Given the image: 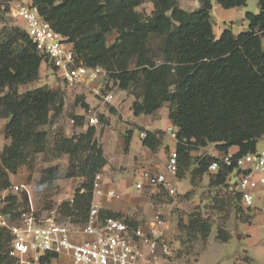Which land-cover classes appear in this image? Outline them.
Wrapping results in <instances>:
<instances>
[{"label": "trees", "instance_id": "trees-1", "mask_svg": "<svg viewBox=\"0 0 264 264\" xmlns=\"http://www.w3.org/2000/svg\"><path fill=\"white\" fill-rule=\"evenodd\" d=\"M197 1L196 10L186 11L179 0H32L53 28L74 44L85 65L112 71L110 80L115 89L134 96L131 109L135 116L150 115L168 105V117L177 129L180 177L192 165L196 166L197 177L208 171L213 156H193L198 148L212 143L220 152L234 150L240 156L255 152L264 136V0H258V14L246 13V31L235 34L226 27L219 36L214 31L212 0ZM217 1L230 9L246 5L248 0ZM145 2L154 7L147 16L137 10ZM2 22L5 27L0 40V135L1 120L6 119L4 136L11 143L4 145L0 153V191L9 193L12 176L22 166L32 173L39 155H45V159L67 156L66 171L63 173L59 165L46 167L40 183L50 186L62 177L83 181L73 201L68 199L56 207L48 204L45 208H55L60 218L84 223L94 197L95 177L108 164L96 138L97 128L88 125L73 136H67L61 128L55 132L53 142H49V133L43 127L61 114L64 91L46 86L22 90L39 79L43 56L24 28L0 12ZM110 35H115L111 43ZM82 106L88 109L89 103L84 100ZM76 117L80 119L76 125L82 127L83 117ZM99 118L106 124L103 113ZM131 136V130L124 134L126 152ZM144 144L156 152L161 145L158 132L147 130ZM232 171L229 167L213 174L210 185L229 187ZM232 190L228 201L239 219L249 222L248 208L242 204L236 186ZM19 193L25 195L26 191L8 194L0 210L14 223L21 220L29 205L28 197ZM100 212L102 218L112 216L137 224L129 216L109 210ZM42 213L43 210H37V215ZM189 217L188 223L182 218L178 223L187 241L199 235L206 245L213 226L211 219L199 210ZM10 238L8 230H0V264L8 262L5 252ZM215 238L222 243L230 240L225 222L217 225Z\"/></svg>", "mask_w": 264, "mask_h": 264}, {"label": "built area", "instance_id": "built-area-1", "mask_svg": "<svg viewBox=\"0 0 264 264\" xmlns=\"http://www.w3.org/2000/svg\"><path fill=\"white\" fill-rule=\"evenodd\" d=\"M0 12L24 28L43 56L42 66L51 69L52 76L65 90L83 97L88 90L97 98L98 104L86 109L82 116L84 124L97 128L101 108L115 102V84L110 80L112 71L103 66L85 65L74 44L53 28L32 0H0ZM75 122L71 119V123ZM176 130L174 126L168 128L177 143ZM141 135L145 137L146 133ZM212 156L208 172L217 174L231 167L238 175L235 186L242 204L251 207L255 193L264 191V148L240 156L234 150L214 152ZM178 172V152L174 149L164 171L143 170L135 187L138 190L164 188L169 195L176 196ZM101 180L102 175L98 173L93 196L104 193ZM11 187L14 191L25 188L29 205L17 223L0 214V230H8L11 236L5 252L8 262L4 264H161L172 253L171 227L162 212L156 213L146 224L133 225L121 218H102L99 204L92 201L86 221L76 223L60 218L55 209L37 215L29 188L25 184ZM107 194L121 196L115 190ZM69 200L73 201V197Z\"/></svg>", "mask_w": 264, "mask_h": 264}, {"label": "rangeland", "instance_id": "rangeland-1", "mask_svg": "<svg viewBox=\"0 0 264 264\" xmlns=\"http://www.w3.org/2000/svg\"><path fill=\"white\" fill-rule=\"evenodd\" d=\"M212 20L214 25V31L217 36L221 34L224 28L230 27L235 34H239L248 29V21L245 16L247 12L258 14L260 12V5L258 0H248L246 5L237 8H224L218 3L217 0H212ZM180 6L186 11H194L199 7V2L197 0H180ZM137 10L142 12L144 16L150 15L154 10L153 4L151 2H145L143 5L137 7ZM8 25L10 26V21ZM7 25V26H8ZM5 27V22L0 23V40L3 37V30ZM115 35H110L108 37L111 43L114 40ZM158 43L154 44L156 48ZM264 47V38H263ZM38 86H46L53 90L60 88L64 91V107L61 114L54 118V122L50 123L43 128L49 133V142L52 143L54 140V134L58 129L63 128L66 135L73 136L74 134L84 131L88 125L84 124L83 127H76L80 119H77L75 112L78 110L79 106L83 104V97L76 93V97L72 96L75 93L65 90L62 84L52 76L51 69L42 67L40 70L39 79L27 86L22 87V90H28ZM127 96L131 95L129 91L126 93ZM133 96V95H132ZM131 96V97H132ZM84 97L89 103V107H94L98 104V100L94 95L88 91H84ZM134 98V96H133ZM125 101L123 100L122 103ZM127 103L124 105L126 108ZM112 107V106H110ZM108 106V109H111ZM112 110V109H111ZM115 116L118 115V120L123 122V117L120 115V111L116 110ZM161 114H165V111L161 108ZM75 115V117H74ZM143 117H147L142 114ZM112 116H108L106 125L100 124L97 127L96 138L101 143L103 137V130L106 128L108 119ZM71 119H75L76 122L71 123ZM100 119V118H99ZM158 121V127L162 128L166 126V116L162 115L161 118L156 119ZM6 119H2V134L0 141V153L4 145L11 143L4 136V126ZM115 123V122H113ZM128 123V122H126ZM84 129V130H83ZM114 131V129H112ZM139 136V128H134V137ZM264 137V136H263ZM261 138L258 143V147L261 150L264 148V138ZM7 140L9 143H7ZM102 144V143H101ZM169 144L173 146L174 140L171 138L170 133L167 132L164 136V146ZM103 145V144H102ZM210 148L214 144H209ZM45 155H39L36 161L35 169L30 173L26 166H22L17 177H13L12 186L14 184H25L32 196V201L34 207L38 211L47 214L50 212L46 210V205H54L56 207L60 202L68 200L69 197L65 195V184L67 187H71L74 183L75 188L80 187V183L83 181L82 178H67L62 177L61 179L55 181L52 185H44L40 183L41 172L44 168L59 165L61 171L64 173L69 164V158L64 156L60 159L54 157L44 158ZM117 155H109L110 167L111 169L113 159L116 162ZM193 156H212L210 150L207 147H201L193 152ZM112 159V160H111ZM127 159V157H126ZM195 165H192L185 173L184 177H180L178 174V179L176 180L177 195L171 196L162 188H153L143 191L141 194V199L147 200V211L143 212V217L145 219L154 216L156 213L162 212L169 219L170 224V249L172 251L168 260L163 261L161 264H249L246 256L254 257V264H262L264 261V247L259 245V241L250 240L247 237V225L244 224L237 216L236 209L233 204L228 201V197L233 194L232 188L238 180V175L235 171L230 174L229 187H213L210 185V177L213 176L212 173L206 172L202 177H197L194 175ZM141 169V168H140ZM137 170V175L139 172ZM29 174H31L30 179ZM102 174H109V170L106 172L102 171ZM23 191H26L25 188ZM64 191V192H63ZM0 191V210L5 204V198L8 194H13L15 192L12 187L8 191ZM22 192V190H20ZM160 193L158 197L156 194ZM23 193H19L21 195ZM120 194V193H118ZM126 195L130 197H137L138 191L132 186L126 192ZM121 195V194H120ZM23 196L28 197L26 194ZM218 202V203H217ZM256 204L261 205V202L256 201ZM55 209V208H54ZM194 210H199L202 212L204 217L210 218L213 226L210 232L208 243L204 245L203 240L199 235H197L193 240L187 241L186 233L181 230L178 223L180 218L183 219L184 223H188L190 217L189 214ZM141 211L138 207L137 214L139 215ZM136 215V216H138ZM225 222L227 225V230L231 234V238L228 242H219L215 236L217 231V225L219 223ZM256 226L260 230V235L264 236V228L256 222ZM262 237H260L261 239ZM258 246V247H257Z\"/></svg>", "mask_w": 264, "mask_h": 264}, {"label": "crops", "instance_id": "crops-1", "mask_svg": "<svg viewBox=\"0 0 264 264\" xmlns=\"http://www.w3.org/2000/svg\"><path fill=\"white\" fill-rule=\"evenodd\" d=\"M42 67L43 66H41V68ZM69 92H74V91H69ZM126 93H127L126 90L116 89L115 90L116 98L114 105H112V107L109 106L112 110L108 109V106L106 107L103 106L101 108L100 113H103L105 115V118H107L110 115L112 116L111 119H108L107 126L103 130V137L101 141L103 145L100 143L102 147V151L108 160L107 166L102 171L106 172L109 170V174L106 175V174H102L101 172L102 175L101 185L104 189V193L95 195L93 197V201L99 204L100 211L109 210L114 213L129 216L137 222L136 225H140V224H146V222L151 220L153 216L147 219H145L142 216L143 212L147 211V200L143 198L141 199V195H142L141 193L147 189L144 190L136 189L135 182L138 180L139 175L143 170H151L156 172L164 171L169 158V154L172 150L176 149L177 143L176 140L173 139L172 136L170 135L171 138L174 140L173 146H170L169 144H166L164 146V136L167 132H169L168 128L170 126H174L168 117L169 111L167 104H165L162 107V109L165 111V114H161L160 112L161 108H160L154 113L150 115H146L147 117H143V115L135 116L131 109L134 98L132 95L127 96ZM72 96L76 97L77 95L75 93ZM84 100L87 102L85 97ZM123 100L125 101L124 103H122ZM126 103L127 106L125 108L124 105ZM113 109L115 111L116 110L120 111V115L124 119L123 122L117 119L118 115L117 116L114 115L116 112L113 111ZM85 113H86V109L83 106H79L78 110L75 112V115L84 116ZM162 115L166 116V126L160 128L157 125L158 121L156 119L161 118ZM76 127H81V126H76ZM135 127L139 128V136L137 138L134 137ZM112 129H114V131ZM129 130L132 131V136L130 140L129 149L126 152L124 150V134ZM147 130L152 132H158V136H160L161 138V145L156 152L151 151L144 144V138L147 136ZM143 132L146 133L145 137L141 135ZM7 143H9L8 140ZM258 146L259 145L257 144V150H260ZM206 147L210 149L211 155L214 154V152L217 153L220 152L218 149H216L215 144L212 148H210L209 145ZM109 155L110 156L117 155L115 157L117 161L115 162L114 159L113 162L111 161L112 163L111 169L110 168L108 169V167H110ZM137 170H139L138 171L139 173L135 175V173H137ZM17 176L18 175L12 176V179L13 177H17ZM69 184H71V187H67V184H65V189H64L65 192L64 191L63 192L65 193V195L67 194L66 196H68L70 199L73 197L74 193L77 191L78 188H75V184L73 182ZM132 186H134V188L138 191L137 197H130V195L125 194V192ZM109 190H115V192L120 193L121 196L111 197L107 194ZM256 201L261 202V205L256 204ZM138 207L141 210L139 211V215L137 214ZM247 208H248L247 212L249 214L250 221L249 222L242 221L244 224L247 225V237L251 241L252 240L254 241L256 240V242L259 241V245L264 247V236L260 235V230L256 226V222H258L260 226L264 228V191L256 192L254 204L251 207H247ZM260 237L262 238L260 239ZM245 258L247 259L249 264H254L255 260L253 256L252 257L246 256ZM262 264H264V261L262 262Z\"/></svg>", "mask_w": 264, "mask_h": 264}]
</instances>
